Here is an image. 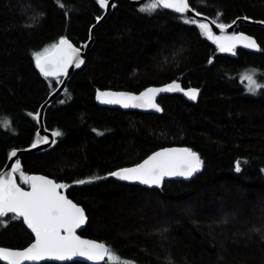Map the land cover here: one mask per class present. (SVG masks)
<instances>
[{"label":"trees","instance_id":"1","mask_svg":"<svg viewBox=\"0 0 264 264\" xmlns=\"http://www.w3.org/2000/svg\"><path fill=\"white\" fill-rule=\"evenodd\" d=\"M188 1L218 24L264 22V0ZM59 3L64 7L58 0H0V170L13 149L42 140L37 113L61 81L38 70L35 54L61 38L81 47L104 12L98 0ZM151 3H114L84 65L46 108V128L61 135L47 150L22 154L21 170L66 185L61 190L87 214L80 234L131 264H264V87L249 94L240 77L258 68L264 81V27L238 26L259 49L236 47L232 57L203 34L198 25L207 22L142 10ZM172 81L199 88L198 99L165 94L160 114L97 103L102 89L140 92ZM173 146L198 154L195 177L144 186L110 175ZM13 215L0 218V245L24 248L34 237Z\"/></svg>","mask_w":264,"mask_h":264},{"label":"snow or ice","instance_id":"2","mask_svg":"<svg viewBox=\"0 0 264 264\" xmlns=\"http://www.w3.org/2000/svg\"><path fill=\"white\" fill-rule=\"evenodd\" d=\"M102 8L109 6V0H98ZM58 6L64 7L59 3ZM157 8L172 9L178 13L189 11L187 0H152V3L143 11L152 12ZM199 16V13H196ZM99 19V18H98ZM187 23L196 24L195 19L187 20ZM214 23V21H213ZM199 28L209 39H213L222 52H232L236 42L243 43L247 48L257 49L256 41L244 35L239 36H217L212 32L209 23H199ZM221 29L229 25H218ZM80 49L75 48L69 40L61 38L58 44L51 49L35 54V62L41 73L45 77H55L57 80L61 76L67 75L70 65L79 67L83 64V59L79 57ZM253 74L244 76L248 82L249 91H256L264 87L256 82ZM183 92L184 89L175 81L165 87H150L140 94L100 92L97 99L104 103L120 104L124 108H142L162 111L155 102L160 93ZM195 100L198 89H189L186 93ZM38 118V116H37ZM54 135H61L60 132ZM35 147V145H33ZM16 156V152L11 154ZM202 167L199 156L190 149H165L156 152L143 163L132 167L113 172L110 175L125 181H135L148 186H160L165 177L184 176L191 177ZM236 171H240V163L236 165ZM20 173L24 182L30 186V191H25L15 182L12 173ZM91 181H78V183H90ZM66 185L58 184L47 177L25 175L21 170V165L17 161L11 173L0 175V218L9 213L14 214L13 219L23 218L27 226L35 234V242L22 251H13L0 248V258L8 261V264H25V262H40L46 259L66 260L74 256L87 257L93 261H104L105 264H131L122 260L114 254L112 250L100 243L82 240L75 234V230L86 221L84 210L67 199L59 191ZM4 221L0 219V224ZM62 232L64 234H62Z\"/></svg>","mask_w":264,"mask_h":264},{"label":"water","instance_id":"3","mask_svg":"<svg viewBox=\"0 0 264 264\" xmlns=\"http://www.w3.org/2000/svg\"><path fill=\"white\" fill-rule=\"evenodd\" d=\"M117 0H109V6L105 9V8H102L103 9V14L99 17V19H97V21L91 26L90 28V36H89V39L81 46H76L72 41H70V43L75 47V48H78L80 49V52H79V57L81 59H83V64H81L79 67L83 66L85 61H86V57H87V53L89 51V49L91 48V46L93 45V42H94V30L95 28H97L109 15L110 11H111V8L112 6L114 5V3L116 2ZM131 5H140L142 3H144L146 0H127ZM188 4H189V1L187 0ZM166 9V8H164ZM166 10H170V11H173L179 15H183L185 17H189V18H194V19H197V20H202V21H205L207 23H209V26L211 27L212 29V32L214 33V35H217V36H239V35H244V36H247V37H251L253 38L257 45H258V48L257 49H253V48H247L244 46L243 43H240V42H236V47H243L245 49H248V50H258L259 49V44L256 40L255 37L249 35L248 33L246 32H242V31H237V27L240 26V25H244V24H249V25H258V26H262L264 27V22L263 21H258V20H253V19H249V18H246V17H238L235 21H233L231 24H229V27L225 28V29H221L218 25V23L214 22L213 23V20L208 17L207 15L205 14H201L199 13L200 15L197 16L196 13H198L196 10H194L190 4H189V11H187L186 13H178L172 9H166ZM68 40V39H67ZM213 43H215L218 47L219 45L213 40V39H210ZM60 41V40H59ZM58 41V42H59ZM57 42V44H58ZM234 48V49H235ZM226 54H228L229 56H234L235 55V52L234 50L232 52H225ZM79 67H76L75 64H72L69 66L68 70H67V75L66 76H61V81L59 83V85L48 95V97L45 99V101L41 104L40 108H39V111L37 113V122H38V125H39V129H38V133H39V136L42 138V140L40 142H37L35 144H32V145H29V146H26V147H23V148H15L13 149L10 154H9V157H8V160L6 162V164L2 167V169L0 170V175H5L7 176V174L11 173L12 169L16 166V163L17 161L20 163L21 165V168H22V160H21V155L22 154H28V153H38V152H41V151H44V150H47L49 149L54 143H55V140H56V136L54 135V132L52 130H49L46 128V125H45V121H44V116H45V111H46V108L48 107L49 104H51L63 91L64 89L66 88V85L68 83V80L69 78L73 75V73L79 68ZM38 68V67H37ZM39 70V68H38ZM40 71V70H39ZM41 72V71H40ZM51 78H55V77H51ZM174 82V81H172ZM172 82H169V83H165V84H162V85H153V86H149L147 88H145L144 90L140 91V92H132V91H128V90H105V89H102V90H99L96 94V99H97V96L100 92H114V93H131V94H140L141 92L145 91L146 89L150 88V87H165L167 86L168 84L172 83ZM176 83H179L180 86L184 89L183 92H180V91H177V92H166V93H160L157 95L156 97V103L160 106V108L162 109V111H156L154 109H142V108H124L122 105L120 104H109V103H104L102 102L101 100L97 99V103L100 105V106H103V107H109V108H119L123 111H140V112H146V113H155V114H160L161 112H163V107L162 105L160 104L159 100L160 98L165 95V94H169V93H180L182 94L186 99L190 100V101H196L199 97V94H200V90L199 88L197 87H184L179 81H175ZM189 89H198V95L196 97L195 100L191 99L189 96H187L185 93L189 90ZM33 145H35V147H33ZM165 149H187V148H184V147H177V146H173V147H166V148H162L160 150H157L155 151L154 153H152L151 155H149L148 157H146L142 162L136 164V165H133V166H127V167H123V168H120L116 171H119L121 169H125V168H132V167H135L141 163H143L146 159H148L150 156H152L153 154H155L156 152H159V151H163ZM15 151L16 152V156H12V152ZM197 154V153H196ZM198 155V154H197ZM202 168V167H201ZM201 168L198 172L194 173L191 177H184V176H169V177H165L164 180L166 179H169V178H172V177H176V178H180V179H189V178H193L195 177L200 171H201ZM115 171V172H116ZM29 175H35V176H43V177H47L48 179L56 182L55 180H53L52 178H50L49 176L47 175H44V174H40V173H31ZM12 176L14 177L15 179V182L17 183V185H19L21 188H23L25 191H30V186L28 188H24L23 186H21L17 180V177H16V173H12ZM115 177V176H114ZM117 179H119L118 177H115ZM121 180V179H119ZM163 180V181H164ZM122 181H125V180H122ZM128 182H135V181H128ZM57 183V182H56ZM136 183H139V182H136ZM141 184V183H139ZM141 185H144V184H141ZM144 186H148V185H144ZM61 192L62 195H65L67 197V199L71 200L74 204H76L77 206H79L80 208H82L84 210V214L86 216V221L84 224H82L79 228H77L75 230V234L80 237L82 240H88V241H93V242H96V243H100V244H104L106 245L104 242H101L97 239H94V238H91V237H88V236H84L82 234H80V232L83 230V228L86 226L87 224V214H86V211L85 209L79 205L77 202H75L72 198H70L66 192L62 191L61 189L59 190ZM23 220V218H21ZM25 226L27 227V229L32 233L34 239L33 241L28 244L26 247L24 248H11V247H7V246H1L0 245V248L2 249H7V250H13V251H22L26 248H28L29 246H31L34 242H35V234L34 232L27 226L26 222L23 220ZM62 234H64L62 232ZM107 246V245H106ZM73 261H82V262H86L88 264H99L101 263L102 261H93V260H90L88 259L87 257H83V256H74V257H71L70 259H66V260H58V259H46L44 261H40V262H25V264H40L42 262H56V263H67V262H73ZM0 263L2 264H8V261H4L2 258H0Z\"/></svg>","mask_w":264,"mask_h":264},{"label":"rangeland","instance_id":"4","mask_svg":"<svg viewBox=\"0 0 264 264\" xmlns=\"http://www.w3.org/2000/svg\"><path fill=\"white\" fill-rule=\"evenodd\" d=\"M253 69H254V70H253ZM253 73H254L253 78L256 80V82H257L258 84L264 86V81H263V79H262L261 76H260V70H259L258 68H257V69H255V68L247 69V70L243 71V72L240 74V77H241V79H242V80L245 82V84H246L247 92H248L249 94H252V95H258V94L261 93V91H262L261 89H262L263 87L258 88V89H257L256 91H254V92L249 91V88H248V82H247L246 80H244V76H245V75L253 74Z\"/></svg>","mask_w":264,"mask_h":264}]
</instances>
